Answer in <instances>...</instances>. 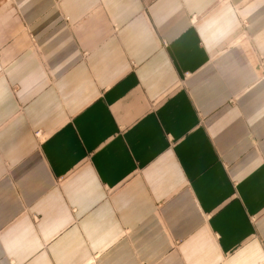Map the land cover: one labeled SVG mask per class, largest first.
Here are the masks:
<instances>
[{
	"label": "crops",
	"instance_id": "1",
	"mask_svg": "<svg viewBox=\"0 0 264 264\" xmlns=\"http://www.w3.org/2000/svg\"><path fill=\"white\" fill-rule=\"evenodd\" d=\"M0 264H264V0H0Z\"/></svg>",
	"mask_w": 264,
	"mask_h": 264
},
{
	"label": "built area",
	"instance_id": "2",
	"mask_svg": "<svg viewBox=\"0 0 264 264\" xmlns=\"http://www.w3.org/2000/svg\"><path fill=\"white\" fill-rule=\"evenodd\" d=\"M39 133L37 132V135H38Z\"/></svg>",
	"mask_w": 264,
	"mask_h": 264
}]
</instances>
